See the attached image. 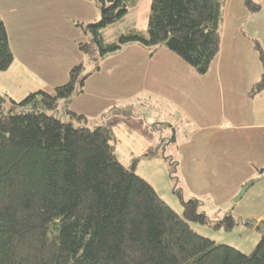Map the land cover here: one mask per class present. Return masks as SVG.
<instances>
[{
	"label": "trees",
	"instance_id": "obj_1",
	"mask_svg": "<svg viewBox=\"0 0 264 264\" xmlns=\"http://www.w3.org/2000/svg\"><path fill=\"white\" fill-rule=\"evenodd\" d=\"M94 1L100 18L87 24L90 39L79 44L91 57L130 42L149 55L164 46L205 74L218 54L225 0H151L146 29L131 26L113 42L104 41L102 30L140 0ZM245 6L260 8L252 0ZM9 41L0 18V72L13 63ZM255 49L263 68L250 98L264 91V53L257 42ZM69 71L54 93L39 88L21 100L8 96L9 110L3 105L7 95H0V264H264V233L250 253L215 243L188 223H210L196 199L184 202L179 215L125 167L111 143L116 120L93 128L74 125L83 116L67 103L81 94L90 73L83 74L81 64ZM233 225L230 215L215 222Z\"/></svg>",
	"mask_w": 264,
	"mask_h": 264
},
{
	"label": "rangeland",
	"instance_id": "obj_2",
	"mask_svg": "<svg viewBox=\"0 0 264 264\" xmlns=\"http://www.w3.org/2000/svg\"><path fill=\"white\" fill-rule=\"evenodd\" d=\"M245 1L243 7L249 10ZM252 1L264 10V0ZM137 7L102 30L104 41H116L135 26L141 9ZM99 8L94 0H0V18L14 57L11 66L0 72V95H7L4 107L10 109L8 96L21 100L39 88L54 93L56 86L68 80L70 68L81 64L83 74L90 73L84 82L92 78L95 94H74L67 103L71 111L83 115L73 124L93 128L116 120L111 143L125 167L148 181L179 215L184 216V202L196 199L197 211L205 213L210 223L189 221L191 228L215 243L250 253L264 233V132L238 134L223 123L221 112L209 115L205 124L193 122L176 102L133 87L136 69H129L125 51L129 55L140 47L147 50L143 45L130 42L104 57L97 51L92 57L81 51L79 44L90 39L87 24L99 20ZM254 18L253 41L264 53V13ZM253 25H248L250 32ZM201 99L207 113L214 111L216 96L204 94ZM58 105L63 117L62 101ZM150 151L156 154L146 155ZM226 215L235 225L215 226Z\"/></svg>",
	"mask_w": 264,
	"mask_h": 264
},
{
	"label": "crops",
	"instance_id": "obj_3",
	"mask_svg": "<svg viewBox=\"0 0 264 264\" xmlns=\"http://www.w3.org/2000/svg\"><path fill=\"white\" fill-rule=\"evenodd\" d=\"M144 2L143 5L142 2L138 3L141 9L136 23L133 21L135 28L142 31L147 27L151 0ZM223 8L218 54L205 75H195L191 66L164 46L151 55L140 47L130 51L129 55L125 51L129 69H136L137 83L133 87L137 86L149 96L156 95L163 100L176 102L180 112L193 122L205 124L209 115L221 112L223 123L238 134L264 132V91L251 98L247 96L251 86L261 77L263 68L255 44L253 46V42L257 41L253 40H256L254 14L264 13V10H260L261 7L256 13L246 10L243 0H225ZM251 23H254L252 33L248 30ZM91 79L87 80L88 83L84 82L83 96L95 94ZM204 94L218 99L214 111L210 113L204 110L202 104Z\"/></svg>",
	"mask_w": 264,
	"mask_h": 264
},
{
	"label": "water",
	"instance_id": "obj_4",
	"mask_svg": "<svg viewBox=\"0 0 264 264\" xmlns=\"http://www.w3.org/2000/svg\"><path fill=\"white\" fill-rule=\"evenodd\" d=\"M167 42H168V39L163 40V41H161V45H166ZM161 146H162V145H161ZM155 150H156V149H155ZM154 153H155V151H154ZM246 188H247V187H246ZM246 188H244L242 192H244V191L246 190Z\"/></svg>",
	"mask_w": 264,
	"mask_h": 264
},
{
	"label": "flooded vegetation",
	"instance_id": "obj_5",
	"mask_svg": "<svg viewBox=\"0 0 264 264\" xmlns=\"http://www.w3.org/2000/svg\"><path fill=\"white\" fill-rule=\"evenodd\" d=\"M162 144H163V142H162ZM161 146V145H160Z\"/></svg>",
	"mask_w": 264,
	"mask_h": 264
}]
</instances>
